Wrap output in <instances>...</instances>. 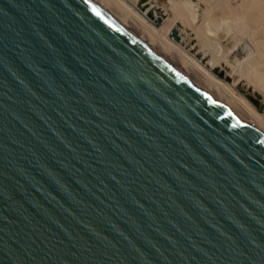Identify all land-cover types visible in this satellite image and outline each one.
Masks as SVG:
<instances>
[{
	"label": "water",
	"instance_id": "water-1",
	"mask_svg": "<svg viewBox=\"0 0 264 264\" xmlns=\"http://www.w3.org/2000/svg\"><path fill=\"white\" fill-rule=\"evenodd\" d=\"M0 264H264V126L124 0H0Z\"/></svg>",
	"mask_w": 264,
	"mask_h": 264
},
{
	"label": "bare ground",
	"instance_id": "bare-ground-1",
	"mask_svg": "<svg viewBox=\"0 0 264 264\" xmlns=\"http://www.w3.org/2000/svg\"><path fill=\"white\" fill-rule=\"evenodd\" d=\"M124 1L150 22L215 85L264 126V0H244L246 11L244 23L248 25V32L229 55L227 49L232 42L230 36L223 38L221 35L224 40L217 38L218 42L214 43L209 36L211 33L209 31L208 35L205 33L207 29L201 20L202 8L193 9L191 0H188L190 1L187 2L188 6H184V11L181 8L182 0ZM206 1L210 6V9L208 7L210 13L222 10L227 14L232 11L228 6L231 0H226L220 6L219 0ZM187 13L193 17L189 18ZM207 20L217 22L212 15ZM222 29H225V26Z\"/></svg>",
	"mask_w": 264,
	"mask_h": 264
},
{
	"label": "rangeland",
	"instance_id": "rangeland-1",
	"mask_svg": "<svg viewBox=\"0 0 264 264\" xmlns=\"http://www.w3.org/2000/svg\"><path fill=\"white\" fill-rule=\"evenodd\" d=\"M225 1L226 0H219V6ZM187 2H190V1L182 0L183 6L181 8L183 9V11L185 10L184 6H188V4H189ZM191 2H193V9L196 7L202 8L201 10L203 12V18L201 16V20L204 21V26L207 29V30H205V33H206V35H208L207 31H209L211 33L209 36L211 39H213L214 43L218 42L217 38H221L222 40H224L223 38H226V36H230V39L232 40V42H231L230 47L227 49V51L229 52L228 55L231 54L233 52L234 48L236 47V45L238 44V42L241 41V38H244V36L248 32L247 31L248 25H245V23H244L245 17H246L244 0H233V2L231 0V2H228V6H230L229 9H232V11L227 12V14H224L222 10L217 11V12L212 11L210 13V11H209L210 6L206 0H191ZM151 3L154 4L153 2H151ZM190 4H192V3H190ZM208 7H209V9H208ZM178 9H180V7ZM193 12L196 13L195 10H193ZM187 15L189 18L193 17L189 13H187ZM210 15H212V17L214 19H216L217 22L213 21V23H212L211 22L212 19L207 20V18ZM189 20H191V19H189ZM238 21H240V23ZM210 23L212 25H210ZM224 26H225V29H222ZM212 27L215 29H213ZM221 35H223V38L221 37ZM255 104H256V102H255Z\"/></svg>",
	"mask_w": 264,
	"mask_h": 264
}]
</instances>
